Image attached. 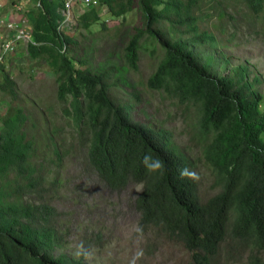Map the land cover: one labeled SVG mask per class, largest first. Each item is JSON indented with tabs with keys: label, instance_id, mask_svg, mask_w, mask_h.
<instances>
[{
	"label": "trees",
	"instance_id": "1",
	"mask_svg": "<svg viewBox=\"0 0 264 264\" xmlns=\"http://www.w3.org/2000/svg\"><path fill=\"white\" fill-rule=\"evenodd\" d=\"M34 3L33 42L25 47L56 77L58 103L76 131L72 145L86 148L88 163L111 190L142 187L138 228L149 241L142 253L153 256L168 242L182 245L191 264H235L245 256L248 264H264V93L245 66L220 74L218 35L208 28L229 34L246 20L255 24L264 0H103L114 18L137 9L142 26L123 47L124 64L138 72L143 52L157 61L148 87L178 105L218 189L208 199L174 133L135 122L128 105L113 97L109 76L80 69L70 54L68 31L89 30L100 12L85 11L77 26L60 31L62 0ZM4 75L0 92L17 113L0 118V264H86L56 256L58 211L42 200L61 181L65 126L44 110L23 108L16 84Z\"/></svg>",
	"mask_w": 264,
	"mask_h": 264
},
{
	"label": "rangeland",
	"instance_id": "2",
	"mask_svg": "<svg viewBox=\"0 0 264 264\" xmlns=\"http://www.w3.org/2000/svg\"><path fill=\"white\" fill-rule=\"evenodd\" d=\"M23 2V10L18 12L22 17H9L10 8L4 6L0 9V21H20L25 27H32L33 20L28 12L36 9L35 3ZM230 3L237 5L233 1ZM84 13L83 10L76 12V26L77 19ZM99 15L100 23L89 30L75 27L68 31L74 41L70 54L76 57L80 69L109 76L107 81L112 86L113 97L128 105L135 122L172 131L177 146L193 162V175L201 197H213L218 193L214 177L195 140L188 134L178 105L148 87L157 61L154 63L150 54L143 52L138 72L130 71L124 64L123 47L131 38L133 29L142 26L137 9L124 18H114L106 10H101ZM208 28L215 29L218 35L216 54L224 60L220 74L245 66L252 78L260 80L259 88L264 93V14L255 24L244 21L237 32L231 30L229 34H221L213 25H208ZM8 37L7 28H0V45ZM4 67L5 70H0V82L4 81V74L11 76L23 108L44 110L57 127L65 126L64 135L67 136L61 146V181L59 186L48 187L46 200L42 198L58 211L55 229L60 242L56 256L67 255L86 264H191L192 255L180 244L164 242L159 244L160 248L157 246L155 255L142 253L149 243L140 236L138 228L140 214L136 200L142 187L130 183L122 191L111 190L88 163L86 148L76 143V146L72 145L76 131L63 116L57 99L56 77L48 64L44 60H32L27 48L22 46L7 57ZM10 106V100L0 92L1 119H9L17 113ZM51 168L57 172L56 167ZM235 264H248L246 256L244 261Z\"/></svg>",
	"mask_w": 264,
	"mask_h": 264
},
{
	"label": "built area",
	"instance_id": "3",
	"mask_svg": "<svg viewBox=\"0 0 264 264\" xmlns=\"http://www.w3.org/2000/svg\"><path fill=\"white\" fill-rule=\"evenodd\" d=\"M62 3L61 10L64 20L59 27L60 31L76 26L77 11L96 9L101 13V10H106L103 5V0H62ZM2 27L7 28L9 37L8 40H5L0 45V64H4L7 57L15 54L18 48L22 46L27 47L29 43L33 42L32 29L25 27L23 22H5L2 20L0 21V28ZM64 51H66V46H64Z\"/></svg>",
	"mask_w": 264,
	"mask_h": 264
},
{
	"label": "crops",
	"instance_id": "4",
	"mask_svg": "<svg viewBox=\"0 0 264 264\" xmlns=\"http://www.w3.org/2000/svg\"><path fill=\"white\" fill-rule=\"evenodd\" d=\"M23 1L21 3H19V4L14 5L13 8H12V7H10L11 5L9 3V0H0V9L3 8L4 6H7V7L10 8V13L7 14L9 17H16V16H17V18H18V16L22 17L23 15L19 14L18 12L23 10V7H24V4H23L24 2ZM29 2H31V3L33 2L34 3V0H29ZM17 6H19V7H17ZM85 11H88V10H85Z\"/></svg>",
	"mask_w": 264,
	"mask_h": 264
},
{
	"label": "clouds",
	"instance_id": "5",
	"mask_svg": "<svg viewBox=\"0 0 264 264\" xmlns=\"http://www.w3.org/2000/svg\"><path fill=\"white\" fill-rule=\"evenodd\" d=\"M145 159H149V157L146 156Z\"/></svg>",
	"mask_w": 264,
	"mask_h": 264
}]
</instances>
